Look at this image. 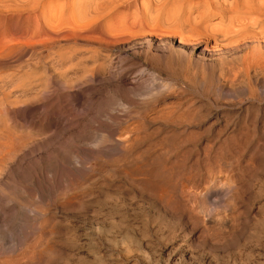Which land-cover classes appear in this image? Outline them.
I'll return each mask as SVG.
<instances>
[{
    "label": "bare ground",
    "instance_id": "bare-ground-1",
    "mask_svg": "<svg viewBox=\"0 0 264 264\" xmlns=\"http://www.w3.org/2000/svg\"><path fill=\"white\" fill-rule=\"evenodd\" d=\"M192 1L194 0H146L142 8L136 5L137 0H121V4H114L111 7L83 0L69 16L58 15L60 18L53 22L52 17H49L52 21L45 20L43 9L42 14L34 15L45 0H0L1 12H12L13 19L24 18L29 24L24 25L23 28L17 25L12 26L13 28L11 26L5 28L6 23L0 22V57L5 58L6 55L24 52L23 49H28L32 55H35L43 51H53L62 45H73V43L86 46L90 55H96L98 50L120 43H127L134 39V41L141 40L148 43L149 39L163 35H179L180 47L184 46V41H189L193 37L205 39L219 51H236L248 40L264 46V0H213L214 2L211 1L209 4L203 1L205 12L194 15L191 23L187 16L199 7L198 4L192 5ZM80 2L81 0H78V3ZM131 7L144 11V21L139 23L140 20H137L138 24L135 25L134 22L132 23L134 25H126L128 28L120 25L123 21L104 26L103 21L117 13L118 9ZM211 17L215 19V22L204 25L205 20ZM115 21L117 22V19ZM101 24L103 28L100 27ZM171 39L164 38L169 42ZM251 45L254 46V44ZM56 50L54 51L57 52ZM253 51L256 52L250 53L245 58L246 67L247 65L252 67L259 75L264 73V56L259 49ZM238 53L241 52L238 51ZM126 59L127 56L118 54L113 57L112 62L107 61L111 64L108 63L110 65L106 70V79L112 81L115 88L121 89L128 97H140L148 106L172 94V87L168 83L157 81V72L140 63L128 65ZM101 62L93 64L95 67L91 74L102 79L103 63ZM238 68L233 70H239L238 73L241 75L242 70ZM231 73L233 74V71ZM255 73H252L254 77L251 78L255 81L256 87L259 78ZM230 79L228 81H231ZM256 90L261 93L264 85H259ZM95 97L98 102L92 103L89 98H86L79 112H71L67 116H63L59 108L41 114L47 121L46 125L48 124L52 130L63 132L64 129L73 128L77 131L78 136L82 138L76 139L79 150L88 156L83 160L81 156H72L74 151L71 152L65 148L66 143H59L60 140L68 139H47L33 147L32 154L25 163L18 160L13 166L14 159L22 151L23 145L17 144L16 139H0V171H3L4 177L7 178L2 183L1 179L4 178L0 177V185H4L0 186V246L5 240L13 238L19 239L22 243L24 240L31 239L30 234L34 237L32 243L35 242L37 245L42 235L47 236L55 231L57 224L56 221L54 222L55 211L51 210L52 213L51 207L49 209L37 207L35 199L33 205L35 217L31 224L29 223L30 217L27 216L25 209L28 200L25 196L30 191L41 197L55 194L52 197L54 199L51 206L59 210L57 212L72 215L86 213L92 200L96 199L95 194L89 192V189L96 183L98 175L97 171L89 166L78 167L77 165L83 164L86 160L90 163L96 158L108 159L111 162L109 170L101 171L103 174L101 177L107 181L119 178L120 182L130 190L129 192L146 201L164 223L198 230L197 246L215 254H225L227 247H232L236 243L237 236L246 235L249 221L242 219L241 216L247 213L232 212L229 215L227 213L244 197L242 184L264 174V139H262L264 137V107L255 108L252 104L241 105L238 109L239 113L228 110L214 117L209 116L210 113L202 114L200 111L202 107L197 104H188L187 100L176 102V107L160 111L158 114L159 126L164 128L162 142L152 146L148 154L135 156L134 149L138 147V140L133 139L132 131H126L124 137L113 140L114 142L105 138L87 139L88 134L85 130H90L91 127L84 125L83 119L90 115L110 117L113 114L111 107L100 101L104 97L101 92ZM201 116L209 117V121L212 120L207 129V133L211 136V143L204 150L199 151L190 148L195 145L191 140L194 133L189 126ZM165 142L168 143L163 145ZM174 151L178 152L170 157V153ZM117 158L127 162L118 163ZM172 158H175V161ZM52 161L57 164L56 169H54L55 166L50 167ZM58 167L80 171L78 176L74 175L77 191L70 192L74 185L73 181L68 179L70 174L68 178H65ZM27 178L28 180L25 181ZM104 187L101 186V188ZM55 190L57 192H54ZM255 217L250 218L251 223L259 222L256 220L259 217ZM261 220L264 222V218ZM29 227L30 229H27ZM252 235L255 234L252 233ZM18 255L15 256L19 257ZM21 259L24 260V256ZM63 262V252L56 249L55 244L48 243L31 255L28 262H21L19 259L13 262L1 260L0 264H65Z\"/></svg>",
    "mask_w": 264,
    "mask_h": 264
},
{
    "label": "rangeland",
    "instance_id": "rangeland-1",
    "mask_svg": "<svg viewBox=\"0 0 264 264\" xmlns=\"http://www.w3.org/2000/svg\"><path fill=\"white\" fill-rule=\"evenodd\" d=\"M87 1L107 7L121 4V0ZM203 1L209 4L215 0L192 1V5L194 3L199 6V9H195L194 12L201 11L202 13L192 11L190 16H187L191 23L194 15H201L205 12ZM82 2L83 0L80 3L78 0H45L40 5V10H37L36 13L38 14L35 13L34 15L37 16L44 12L45 20L52 21L54 19L53 22H55L61 14L64 17L69 16L75 7ZM137 4L143 8L146 0H137ZM133 8L118 9L117 13L113 14L114 16L112 15L103 21L104 26L105 24L113 25L123 21L120 25L123 28H128L127 26L134 22L136 25L139 20V23L144 21V11L135 8L134 11ZM136 12L138 14H135ZM13 15L12 12H1L0 9V22L6 23L7 27L5 28L10 26L13 28L16 25L23 28L29 25L24 18L13 19ZM119 17L123 18L120 19ZM9 22L10 25L8 26ZM214 22L215 19L211 17L209 20H205L204 25H211ZM103 24L100 27L103 28ZM163 36L149 39V44L146 41H134L135 39L127 43H120L110 48L98 50V55H90L86 46L73 43V45H62L53 51L37 53L35 54L36 57H33L35 55H32L28 49H23L24 52L11 56L6 55L5 58L1 56L0 139H16L17 144L23 145L22 151L14 159L13 166L18 160L25 163L30 158L33 147L40 145L47 139H68L60 140L59 143H66L64 147L71 152L74 151L72 156H81L82 160L87 158V154L80 151L79 145L76 143V139H82L78 136L77 131L73 128L64 129L63 132L65 133L61 130H52L48 124L46 125L47 121L43 119L45 117L42 116V113H47L55 108H59L63 116H67L71 112H79L84 106L86 98H89L92 103L98 102L95 96L100 92L104 95L100 101H103L102 104L106 103L110 106L113 114L110 117H93L90 115L83 119V124L91 127L90 130H85L88 134L87 139L105 138L113 141L124 137L126 131H132L131 136L138 140V147L134 149L135 156H142L143 153L148 154V150L152 146L162 142L164 128L159 126L158 114L160 111L173 109L171 107H176V102L187 100L188 104H197L202 107L200 109L202 114L210 113L209 116L214 117L216 114L221 115V112L228 110L239 113L238 109L241 105L252 104L255 108L264 107V90L261 93L256 90L259 85H264V73L259 74V76L248 65L247 70V63H245V58L250 53L256 52L253 51L254 49H259L264 56L263 44L260 46L255 41L248 40L245 45H241V50L236 49V51L230 50L228 52L227 50L219 51L203 38L189 37L191 39L182 42L184 46L180 47L179 35ZM165 37L172 39L169 42V40H164ZM54 50L57 52L61 50L62 52L57 53ZM118 54L127 56L128 65L140 63L151 68L155 73L157 72V81L168 83L172 87V94L166 99L148 106L146 101L140 97H128L121 89L115 88L113 82L106 79V70L113 57L118 56ZM75 57L77 58L74 59ZM109 60L111 62H107ZM95 62L103 63L102 79L91 74ZM108 63L110 64L108 65ZM233 68H238L245 74L241 71L240 75L239 70L235 69L236 72ZM229 71L230 73L233 71V74L230 75ZM253 72L259 78L256 87L255 81H252L251 78L254 77ZM244 75H248L247 78ZM230 78L235 79L232 81ZM229 79L231 81H228ZM202 117L189 126L194 133L191 140L193 141L192 144L195 145L190 148L199 151L204 150L211 143V136L207 133V129L212 120L209 121V117ZM167 143L165 142L163 145ZM177 152H171L170 157L176 155ZM172 160L175 161V158ZM116 161L118 163L127 162L120 158H117ZM87 162L86 160L77 166H89L97 171L98 175L96 183L89 189V192L95 194L97 200H92L87 212L83 215L57 212L59 210H55L51 206L54 199L52 197L55 194L41 197L29 190L30 192L25 196V199L28 200L25 209L27 216L30 217L29 223L31 224L35 217L33 208L35 199L37 207L46 209L51 207L50 211H55L56 214L51 211L55 216H53L54 222L57 223L55 231H53L54 235H42L37 245L35 242L32 243L33 234L29 235V237L31 236L30 241L24 240L22 243L19 239L14 238V240H5L0 246V255L2 256H0V261L12 260L13 262V260L19 259L21 262H28L31 255L50 243V245L55 244L56 249L63 252V263L65 264H264V222L261 220L264 218V174L242 184L244 197L241 201L236 202V205L230 210L231 212L227 213L228 215L232 212L235 214L247 213L241 216L242 219L249 221L247 224L248 231H246V235L243 234L245 238L243 235L237 236L235 238L236 243L232 247L228 246L229 250L227 249L225 254H215L208 249L197 246L199 241L198 230L164 223L162 219L157 217L148 203L141 197L131 194L119 178L107 181L101 177L103 175L101 171L109 170L111 162L108 159L96 158L90 163ZM51 166L52 168L55 166L54 169L57 168V164L53 161L50 163ZM58 170L64 173L65 178H68V174H70L68 179H71L73 183L75 176H78L80 172L73 168L58 167ZM4 174L3 171H0V177L4 178L1 179L2 183L7 179ZM68 179L67 181H69ZM27 180L28 178L25 181ZM100 185L105 187L101 188ZM0 186L3 187L4 185ZM75 191L77 188L74 183L70 192ZM256 215L261 219L257 218ZM252 217L257 218L256 220L259 222H255L256 224L252 222V224L250 221ZM248 234L252 236L250 237ZM23 256L24 260L21 259Z\"/></svg>",
    "mask_w": 264,
    "mask_h": 264
}]
</instances>
